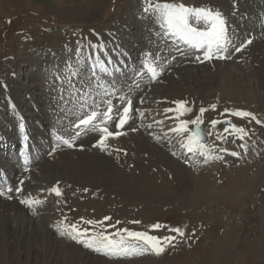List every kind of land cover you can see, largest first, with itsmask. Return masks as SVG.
I'll return each mask as SVG.
<instances>
[{
	"label": "rangeland",
	"instance_id": "374dc122",
	"mask_svg": "<svg viewBox=\"0 0 264 264\" xmlns=\"http://www.w3.org/2000/svg\"><path fill=\"white\" fill-rule=\"evenodd\" d=\"M232 1L233 6L230 0H174L176 3H184L189 7H205L220 11L224 14V18L231 16L234 13L232 10L238 9L234 8L235 6L251 14L252 7H256L259 0ZM152 2H163V0H152ZM146 7L147 0H0V83L9 88L13 87L14 83H23V86L36 85L27 94L21 92L17 96L22 107L19 109L25 114L24 118L28 125L33 126L34 124L31 117L43 112L51 116L52 121H45L49 122L52 128L56 129L58 125H62L66 121L69 126L71 120L68 115L70 113L66 110L67 106L65 115L58 114L54 109L57 107L56 103H59L60 107L65 105L59 99V95L52 93L55 87L59 88L60 82L50 83L46 79L54 78L55 71L59 70L58 67L64 71L66 65L70 64V58H74L73 60L76 61L75 57L83 53L86 46L90 47L91 43L93 47L94 38L102 36L104 32H117L119 35L117 45L122 41L130 44L131 39H136V35H139L140 44L136 45L138 46L136 52H131L132 49L128 45L123 47L131 54L142 52L139 55L135 54L132 59L145 56L143 60L145 61V54L149 51L153 54L160 52L164 56V60H167L166 64L170 61L169 66H165L163 58L156 61L159 65L164 63L165 69L145 94L140 86L144 85L143 81L149 79L146 76L141 78L143 81L139 83V94L142 95L144 105H141L142 99L137 101L136 98V101L133 100V107L136 102L137 109L147 107L145 116L153 115L159 101L165 100L168 96L169 99L181 97L182 94L178 93L180 91L176 92L177 90L198 92L200 87H205L204 90L208 89L209 79H212L210 77L212 75L205 63L209 60L203 62L201 56V60L197 61L195 56L201 55V52L196 53L187 47L182 48L186 54L180 55L177 51L180 46L177 44L178 47H176V42L170 40L171 36L162 34L163 30L159 26V19L151 13H145ZM261 15L262 9L254 12L246 20H251V23L256 25ZM127 18L130 21H135L134 28L129 29L126 24L121 23L123 19ZM248 24L244 23L245 26L243 25L241 29L245 36L248 34ZM126 28L129 33L121 35L120 31L126 30ZM251 30L256 31L255 28ZM247 38L250 37L245 39ZM257 41L260 42V39L250 45L252 49L261 48V46L258 47ZM112 48L117 49L113 45L107 52L112 51L111 53H113ZM259 49L257 54L260 53V50L263 51L262 48ZM64 53L67 54L68 59ZM245 55H242L244 60L241 57L236 59L239 54L231 51L230 56L237 65L238 72L235 67H232L236 74L250 73L251 69L245 65L248 61L247 53ZM57 57L61 60L58 58V61H55ZM169 58L172 60H168ZM135 59H133V65L136 64ZM149 59L151 58L149 57ZM56 62V65L53 64ZM60 62L62 64L58 65ZM77 62L82 66V61ZM140 62H142L141 59H139ZM254 63L259 64L258 60ZM243 66L246 67L245 70ZM52 71L54 72L51 74ZM26 74H29L30 77L25 78ZM127 76L121 75L120 80L126 77L125 80L130 85L132 82L131 79L127 80L129 78ZM10 78L13 79V82L10 81ZM136 79L138 80L140 77H136ZM160 88L163 91L158 93L156 89ZM260 94L264 96V91L262 90ZM30 95L34 97V102L32 103L33 107L28 108L25 105L29 103ZM204 99L197 95L193 96V100L196 102L192 100V105L193 108H195L194 106L196 109L198 107L196 110L198 112L194 114L191 109L192 111L187 113L199 115L203 121L200 128L205 134L206 156L208 155L207 150L209 152L208 159L203 163L198 164L188 156L171 153L173 152L171 149L177 147L174 148L179 151L177 153L190 154L181 153L180 144L172 143L171 146H168L164 142V137L168 135L165 136L163 132L170 128L167 121L155 124L138 123L135 127L145 126V129L137 128L143 133L144 138L141 137V140L132 135L134 127L125 126L124 130L127 134L121 144L124 148L121 147L119 152L113 150L112 147L115 145L112 146L111 141L107 144L106 150L96 149L103 158L111 160L110 163L104 160V163L116 169L115 176L117 178H113L114 183L121 181V183L129 185V189H126L128 192H124L118 188L119 186L112 184L100 185L98 188L95 184L86 186L85 182L80 180L79 175L70 172V181H73L69 182V187L62 196L47 192V200L33 207L39 209V212H32L28 205L21 203V200L24 199L22 194L0 195V264H264V99L237 106L231 101ZM210 104H215L216 108H211ZM1 106L0 109L3 110V113L5 110L8 111L6 103L3 102ZM201 107L206 109L204 113L199 112ZM61 108L64 109V106ZM225 108L229 111L225 112ZM236 110L251 112L256 119L233 115ZM50 111L53 112L54 117ZM133 112L135 113V110ZM26 114L30 115L26 116ZM136 114L138 115L139 112ZM6 115L11 117L8 112ZM212 120L221 123L213 127ZM224 120L226 125L222 126ZM256 120L261 123H256ZM13 125V129L18 130L17 126ZM232 125L245 129L246 134L238 133ZM36 127V132L41 137L44 136L47 142L55 140L52 137L56 130L47 133L45 126L36 125ZM225 128L229 131L225 132ZM13 129V132L7 131V135L11 134L9 137H14ZM210 129L216 130L218 134H214V130L212 132ZM208 132L213 135H207ZM151 133L156 134L151 136ZM241 135H243V139L240 138ZM217 136L221 138L217 139ZM38 139V137L35 138L34 144L40 145L42 153L45 152L44 156L48 158L49 151L57 147L52 145L53 148L49 149L42 142L40 144L41 139ZM128 141L130 142L128 143ZM132 141H136L139 145L135 146ZM91 144L89 146L93 148L94 143ZM141 144L145 145L144 148H141ZM173 144L175 145L172 146ZM241 145H245V147H241ZM4 148L0 151V154L3 153L4 156L1 157V160L6 158ZM79 148L77 147V149ZM144 149L149 152H143ZM16 151L17 149H15ZM232 152H238L240 155L233 156ZM139 153L143 154L139 155ZM190 155L193 157L194 154ZM128 157L130 158L129 162L127 161ZM194 157H196L194 160L200 161L199 158H202V155ZM17 158L11 159L15 161L13 167L10 165L13 169L20 167ZM124 158L125 161L122 160ZM131 159L133 161H130ZM148 161L149 163H147ZM0 165L1 168L8 166L3 161ZM57 166L60 168L61 163H58ZM21 176H24L23 173L14 172L13 184L17 185L18 180L20 182L21 179L27 184V178L24 176L25 180ZM24 184L22 183V185ZM142 184L148 186L149 189L141 192L139 189ZM115 187L119 190L117 191ZM3 208L4 210H2ZM19 209L20 211H18ZM7 210L12 214L14 211L21 214L22 217L17 220H21L24 224H16L17 220H15L12 225L6 217L5 211ZM11 212L10 217L13 218ZM105 216L111 219L104 221ZM51 219L57 223L56 229L49 228L48 226L51 224L48 223L47 230L51 231L37 239L34 235L35 229L47 222L46 220L50 221ZM88 220L103 221V224L88 225L85 223ZM136 220L140 223H132ZM117 221L120 223L117 224ZM34 223L38 226H35ZM5 224L6 227H4ZM70 224H77L81 229L87 227L91 231H105L111 234H114L117 229L128 228L132 231H145L161 239L165 236H176V239L172 245L166 246L161 255H156L153 252L109 255L104 251L98 252L94 248H89L85 243L78 242L69 235H61L65 227ZM155 224H159L160 227L153 228L152 225ZM20 227L21 229H19ZM177 227L184 232L183 237L172 231ZM46 238L50 239L52 248H47L42 244L46 242ZM53 243L55 244L53 245Z\"/></svg>",
	"mask_w": 264,
	"mask_h": 264
},
{
	"label": "bare ground",
	"instance_id": "6f19581e",
	"mask_svg": "<svg viewBox=\"0 0 264 264\" xmlns=\"http://www.w3.org/2000/svg\"><path fill=\"white\" fill-rule=\"evenodd\" d=\"M255 1H257V0H255ZM259 2H260V5H259ZM257 3L258 4L256 5V7L255 6L252 7L253 12L251 14L248 11L243 10L242 8H239V7L235 6L234 8H238V9L232 10V11H234V13L231 16L229 15L230 17L228 16V17L224 18L225 21H226V24H227V35L231 39L232 43L235 46H239V44L244 41L243 40L244 37L245 38L246 37H250L249 39L252 40L251 44H253L255 42V40L260 39V42L257 41L256 43H257L258 47L261 46L263 51L261 52V50H260L261 48L260 49L258 48L260 50V53H258V54H257V50L258 49H256V48L252 49L251 46H250L251 44H249L240 53H235L234 50H233V52L235 54H239V56H237L236 59L239 58V57L242 58V55L246 56L245 53H247L248 61L246 62L247 64H245V65H247L251 69L250 73H242V74L238 73V74H236L234 71L237 70V68H236L237 65L235 64V62H234V60H233V58L231 56L228 59H215V58H213L212 60H209V61H207L205 63V66H207L208 71L210 72V75H212L210 77H212V79H213V80L209 79V88L208 89L204 90L205 87L204 88L200 87L199 88L200 90L198 92H191L189 90H186V91L184 90L185 92H183L181 90H177L176 92L180 91L178 93H181L182 96L178 97V98H171V99H169L168 98L169 96H168L167 97L168 99L167 98L165 100L161 99L162 101H159L160 103H158V107L156 108V110L153 113V115L145 116V114H144L142 116L140 114L137 115L136 113H134L132 111L131 119L133 117H135L134 121L137 122V123H140V124H142V123L143 124H155L156 123L155 121H160V122L167 121L169 123V125H170V128H173L178 123L177 114L175 112H165V109H167V108H175L176 105L174 104V102L177 101V100L183 99V100L187 101L188 103H187L186 106L190 107L194 111V114H196L198 112V111L196 112L198 107L196 109V106H194L195 108H193V105H192L193 96H196V95L198 97H204L205 99L207 98L209 100L213 98L214 101H217V100H221L222 102L231 101L232 104H234L236 106L244 104V103L245 104L246 103H250V102L253 103L254 101H260V100L264 99V96H262L260 94L262 90L264 91V81H262V79L264 78V0H259V1H257ZM261 9H262V15L260 16V19H258V21H259L258 24L255 22L256 25H253L251 23V20H249V19H248L249 21L246 20V18H248L249 16L251 17V15L254 12H256L257 10H261ZM230 11H231V9H230ZM243 11H245V12H243ZM89 13H91V11H89ZM122 21H121V23L126 24L129 27V29L131 27L132 28L135 27L136 23H135L134 20L130 21L127 18V19H123ZM157 23H158V21H157ZM244 23L245 24L249 23L248 24L249 25L248 26L249 29L247 31L248 34H246V36H245V33L241 30L242 26L244 25ZM261 27H263V28H261ZM252 28H255L256 31L251 30ZM120 32H122L121 35H125V34L129 33V30L126 28V30H123V31H120ZM253 35H255V36H253ZM138 36L136 35V37H137L136 39H131L130 44H127V43L122 41L121 42L122 45H121V43L119 45H117L118 44L117 42L119 41V35L117 34V32L116 33L115 32H104L102 36L99 35V36H97L95 38L93 37L94 38V40H93L94 43H93V47L92 48H94V50H96V51L98 50V52L96 53L95 58L98 61L99 66H102L104 64V62L102 61L104 59L103 50L107 52V50L109 51L111 49V47L114 45V47H116L117 49H113L112 48V50L114 52H117L116 54H118V58H117L118 59V62H117L118 64L114 65V63H112L113 61L108 59V61H112L111 63H109V65L111 64L115 69H116V67H119V66L121 68H123V66H124L125 68L126 67L127 68L132 67L133 69H137V66H136V68H134L135 64L133 65V59H135V58L132 59L133 56L135 57L136 53L135 54H131V52H134L136 50V48H137L136 45L140 44V39L138 38ZM172 38L170 40L175 41L176 42V47H178L177 46V44H178L180 46V50L183 51L187 47V46H183L179 42V40L176 39L175 37H172ZM126 45H128L132 49L131 52H127L126 50L123 49V47H125ZM255 46H256V44H255ZM182 48H184V49H182ZM187 48H189V47H187ZM61 51L63 52V49ZM231 51H232V48H230L229 52L231 53ZM174 52H175V50H174ZM140 53H142V52L139 51L138 54H136V55H139ZM64 54H65V56L67 58V54L66 53H64ZM98 55H99V57L102 60L98 59ZM155 55H158L160 58H163V60H164V56L161 55L160 52H157ZM65 56H63V57H65ZM88 57L92 58L93 56L89 55ZM144 57L145 56H143L142 59H144ZM58 58L59 57H57V60H55V61H58ZM79 58L83 59L84 57L83 58L79 57ZM257 60H258L259 64L254 63ZM164 61H166V60H164ZM204 61L205 60H203V62ZM62 62H63V59H62ZM62 62L58 63V65H61ZM69 63L73 65L72 60H70ZM136 63H137V61H136ZM237 63H238V60H237ZM243 63H245V62H243ZM50 64H52V63H50ZM53 64L56 65L57 62L53 63ZM163 64L164 63H162V65ZM157 65L159 66L158 63H157ZM53 67H55V66H53ZM61 67L63 68V66H61ZM232 67H235V70H233ZM243 68L245 70L246 67L243 66ZM58 69L59 70L56 69L57 71H55L56 72L55 76H57V77L60 76L62 73L63 74L67 73L66 70L62 71L60 69V67H58ZM164 69H165V67H164ZM129 70L130 69H128V71H127L128 73H124L122 75H128L127 77H129L131 75L133 77V75L131 74V70L130 71ZM237 72H238V70H237ZM246 72H247V70H246ZM251 72H252V74H251ZM162 74L163 73H161V75ZM103 76H105V75H103ZM120 76L121 75H118V76L114 75L115 80H116V85L115 86H116L117 89H119V91L117 92V95H121V94L128 95V96H130L132 98V101H133V95H135L136 93L140 92L139 87L137 88L135 86V84L130 83L131 80L128 81L130 83V85H128V87H126L125 86V81H126L125 78L126 77L123 78L122 80H120ZM29 77H30L29 74H26L25 78H29ZM260 78H261V80H260ZM105 79H108V77L105 76ZM128 79L129 78H127V80ZM142 79L140 78L137 81L139 83H141V81H143ZM46 80L48 82H50V83L51 82H55L54 78H47ZM149 80H151V79H149ZM10 81L13 82V79L10 78ZM143 83H144V81H143ZM13 85H14L13 87L9 88L7 85H5L3 83H0V107H2L1 105H2L3 102L6 103V105H9L8 106L9 107L8 111L5 110L4 113L2 112L3 110L0 109V143L2 144L0 146V151H2L4 147L7 148V146H9V145H13L14 144L15 147H17V145H19L20 148L17 149V156L19 157L20 160L23 161V163L27 164L26 168L19 167L17 169L16 168L13 169L12 165H11L12 167L6 165L7 168L5 166H4L5 168H1L0 167V178H4L5 177V179H7V180L10 179L11 183H12V178H13V175H11V172H13V171L15 173L21 172V173H23L25 178H27V181H26L27 184L25 182H23V184L25 183L24 185L21 184V181L23 179H21L20 182L18 180L17 185H15V188L13 189L14 191H12L13 193L16 192L15 191L16 188H21V192H16V193L22 194L24 199H26V198H39V199L45 201V200H47L46 195H47V192H49L48 189L52 188L53 186H57L58 185L60 187V189H61L62 194L65 192V190L69 187V184H70L69 182L72 183V181H73V180L70 181V176H71L70 172H74V174L79 175L80 180L82 182H85L86 186L91 185V184L92 185L95 184L96 188H98V186L100 187V185H105L106 186V185H111L112 184V185H117V187L119 186L118 188L121 189L122 191L128 192V190H126V189H129L128 188L129 185L121 183V181L120 182L117 181L116 183H114L113 178L116 177L115 176V174H116L115 170L116 169L115 168L113 169V167H111L109 165H106L104 163V160L106 162H108V163H110L111 160L103 158L100 155V153H98L99 151L96 150L97 148L100 149V147L97 146V141H98V139H99V137L101 135V133L98 130H88V131L81 130V134L75 138V140L73 141V146L71 148L65 147L63 145V143H60L59 141H57L56 137H55L54 141L47 142L45 140L44 136L41 137L40 134L36 132V129H35L36 125L37 126H41V125L45 126L46 130L48 131L47 133L54 132L56 130L54 132L56 134V133H59V130L60 131L62 130L64 133H61V135H63L66 139H69L71 136H75V133H76V129L74 128V123L69 128L66 126V123H64L62 125L61 124L58 125L56 127V129L52 128L50 123L45 121V120H51V118H50L51 116H49L47 113H43V112L39 111L40 113L38 112L39 113L38 115L31 117L34 120L33 126H30V124L28 125V123L25 121V118H24L25 114L23 112H21V110L19 109V108H22V107H21V102L19 103L17 96L21 92H24L25 94H27L28 92H30V90L32 88H35L36 85L35 84H31L30 86H26V85L23 86V83L22 84L14 83ZM173 85H174V82H173ZM129 86L131 87L132 91H129ZM174 86L176 88V85H174ZM156 90L158 91V93L163 91V89H161V88L160 89H156ZM53 92H57V94H59V90H57V89H53L52 93ZM92 95H95V93L93 92ZM30 96L31 97L28 98L29 103L25 105L28 108L33 107L32 103L34 102V99H33L34 97H32V95H30ZM213 99H212V101H213ZM195 100H193V101H195ZM113 101H114V104L118 103L116 101L115 97H113ZM142 101H143V99H142ZM136 104H137V102H136ZM135 105H134V107H135ZM62 106H64V109L61 108ZM66 106H67V108L70 107V105H66V104L65 105H61V107H60V105L57 104V107L54 108L55 112H57L58 114L59 113H63L64 114ZM134 107H133V110H134ZM146 108H139V110H140V112L145 113V112H147ZM6 109H7V107H6ZM7 112L9 113V115H11V117H8L7 116L8 114L6 115ZM187 113L188 112L184 113L182 116L179 117V119H184V120L195 119L196 115H194V114L189 115ZM29 115L30 114H26V116H29ZM68 115H69V119L71 120V122H75V118L71 114H68ZM14 117H15V119H12ZM31 118H30V120H31ZM69 119H67V120H69ZM13 124H15V126H17V128H18L17 131L13 129V126H14ZM21 125H23V127H21ZM107 126L109 127L110 131H113V132L120 131L122 133L120 136L109 137L106 140V144H108L111 141V143H113L112 146L115 145L114 147H112L113 150H116L117 152H119V149H121V147H122L121 144H122L123 139H124L125 135L127 134V132H125L124 128L116 129L115 128V121L110 122ZM127 126H131L130 122H128ZM191 126H192L191 124L188 125L189 128H191ZM38 128H40V127H38ZM12 129L15 132V133H13L14 137H9V135L11 136V134L7 135V131L8 130L12 131ZM210 130L213 132L214 129L213 130L210 129ZM88 132L99 133V137L97 139L96 138H92V136L87 135ZM162 132H163V130H162ZM155 134L156 133H153V134L151 133V136L155 135ZM163 134L165 136L168 135L167 137L163 136L164 139L162 138L164 140V142L167 143L168 146H171L172 143H177L178 145L180 144V147H181V139L182 138L180 136H178V135H176V134H174L172 132H169V130H167L166 132H163ZM214 134L217 135L218 132H216V130H214ZM25 135H27V137H28L27 140H25V138H24ZM132 135L135 136V137H138L139 140H141V137H143V133L141 131H139L137 128H136V131H132ZM37 137L39 139H41L40 144L42 142V144L44 146L48 147L49 149H50V147L52 145H55L53 147H57L58 143H59V147H57L54 151L53 150L49 151L51 154L47 151L50 154V155L48 154L49 157L47 158V157L44 156L45 152L42 153V149H41L40 145L34 144V140ZM157 137H159V136L157 135ZM129 142L130 141H128V143ZM132 142L135 143L134 144L135 146H137L136 144L139 145V143H137L136 141H132ZM91 143H94L93 145L95 147L93 146V148H91L92 146H89ZM125 143H127V141ZM24 145H26L25 149H23ZM144 146L145 145H142L141 148H144ZM146 146H147V144H146ZM53 147H51V148H53ZM77 147H80V148L77 149ZM48 148H47V150H48ZM122 148H124V147H122ZM129 149H130V146H129ZM179 149L181 150L180 151L181 153L185 152V153L194 154L193 157L196 154H198L199 156L202 155V157L206 156V153L202 154L199 151L189 152L184 147H181ZM132 150L134 151L133 148H132ZM171 150L175 151L176 149L172 148ZM144 151L145 152H149V150L146 151L145 149L143 150V152ZM167 151H168V149H167ZM117 152H115V153H117ZM125 153H126V151H125ZM152 153H153V151H152ZM140 154H143V153H139V155ZM122 155L124 156V154H122ZM198 155H196V156H198ZM2 156H3V153L0 154V164L3 161V158L1 160ZM17 156H15V158ZM134 156H137V155H134ZM139 157H136V158L139 159ZM120 158H122V157H120ZM136 158H135V160H136ZM129 159L130 158L128 157L127 161ZM132 159L130 161L134 160V159L133 160ZM122 160L125 161V158L122 159ZM139 161L140 160H138V162ZM144 161H143V163H145ZM149 161L147 163H149ZM128 162H127V164H129ZM136 162H137V160H136ZM58 163H61V167L60 168L57 166ZM144 167H146V166H144ZM140 169H141V167H140ZM147 171H148V169H147ZM24 176H21V177L24 178ZM76 182H77V180H76ZM73 186H75V185H73ZM118 188L115 187V189L117 191L119 190ZM146 189L148 190L149 187L148 186H144V184H142V187H140L139 190L141 192H145ZM49 193L51 194V192H49ZM101 193H103V192H101ZM99 196H100V194H99ZM63 209H64V207H63ZM2 210H4V208ZM29 210L32 211V212H36V211L39 212V209H35L33 207H30ZM18 211H20V209ZM40 211H42V210H40ZM10 212L11 211L7 210V211H5V214H6L7 219L10 220L12 225H13V222L15 220H17L19 217H22V215L18 214L17 211H14V214H12V212H11V215L13 217V218H11L10 217ZM14 217H16V218H14ZM46 221H47V222H45L46 224L44 223V224L39 225V226L34 223L35 226H38L35 229V232H34V235L37 237V239L40 236L47 235V233H49V231H51L50 229H49V231L47 230L48 227L49 228L52 227L51 229H53V228L56 229V226H58L57 223L53 221V219H51L50 221L49 220H46ZM48 223H50L51 225L47 227ZM16 224H24V222H21V220H17ZM4 227H6V224L4 225ZM19 229H21V227ZM42 244H44L47 248H52L53 247L50 239L49 240L47 239L46 242L42 243ZM54 244L55 243H53V245ZM72 246H74V245H72Z\"/></svg>",
	"mask_w": 264,
	"mask_h": 264
},
{
	"label": "snow or ice",
	"instance_id": "6c2138e0",
	"mask_svg": "<svg viewBox=\"0 0 264 264\" xmlns=\"http://www.w3.org/2000/svg\"><path fill=\"white\" fill-rule=\"evenodd\" d=\"M145 13H151L159 19V26L163 30L165 36H172L188 45L190 49L201 52V55H196L197 61L215 59H228L231 53L229 48H233L235 53L242 52L247 45L252 43L251 39H247L235 46L227 35V24L220 11L213 10L205 7H189L184 3H176L174 0H163V2L153 3L152 0H147V7L144 9ZM180 55H185L184 51L177 49ZM151 57V59H149ZM161 58L153 53H146V59L139 71H136L131 77L132 84L139 87V82L136 77L143 78L145 74L151 80H156L164 70L163 65H157L156 61ZM175 59V57H173ZM107 63H111L108 61ZM67 74H61L56 77L60 80L59 85V99L66 105H70L66 110L75 118L74 128L76 129L75 136L65 139L63 135H57L56 139L60 143L66 144L68 147L73 146V141L81 134V130H98L101 135L97 141V146L102 150H106L108 145L106 140L109 137L120 136V131H110L107 126L110 122L115 121V128L121 129L128 123L133 111V101L128 95H117L119 89L116 88V80L114 75L110 72L106 64H104L99 71L104 73L105 76L98 75L97 67L95 64L82 67L79 62L75 65L68 64ZM125 86H128L125 81ZM129 91H132L129 86ZM67 92V97H65ZM95 95H92V93ZM113 97L116 98L118 103L114 104ZM141 103L143 101L141 100ZM187 101L181 99L174 102L175 108H167L165 112H175L177 114L178 123L175 127L170 128L172 132L181 139V147H184L189 152L199 151L202 154L206 153V145L203 143L204 133L200 125L203 123L201 116L197 115L195 119H179L186 112H190L191 108L187 107ZM211 108L215 109L216 105L212 104ZM140 115H144L139 109H136ZM205 108L199 109L200 113H204ZM225 112L229 109L225 108ZM236 116H245L256 119L253 113L236 110L233 112ZM160 123V121H155ZM218 123L217 120H212L211 125L215 127ZM256 123L261 121L256 120ZM194 125V128H189L188 125ZM23 127V125H21ZM151 127V125H149ZM233 129L238 133L246 134L245 129L236 125H232ZM132 131H136L135 128ZM225 132L229 129L225 128ZM207 135H212L208 132ZM25 140L28 139L25 135ZM217 136V139H220ZM243 139V135L240 137ZM59 147V143L57 144ZM245 147V145H241ZM55 149H53L54 151ZM225 151V149H222ZM51 154V153H50ZM231 155L239 156L240 153L232 152ZM221 158V157H217ZM23 181H21V184ZM9 192L13 191L11 188ZM16 192H21V188H16ZM49 192L54 193L56 196H61L62 192L60 187L53 186L48 189ZM2 194V193H0ZM44 201L39 198H26L21 200V203L29 207H35L42 204ZM110 217L105 216L104 221L110 220ZM88 225H101L103 221L88 220L85 222ZM117 224L120 221L116 222ZM134 224H139L140 221H132ZM111 227H114L110 225ZM153 228H159V224L152 225ZM173 232L184 236L181 228L177 227L172 229ZM91 232V234H89ZM61 235H69L72 239L78 242H83L89 248H94L96 251H104L109 255H128L136 252H153L156 255L164 253L166 246L172 245L176 236L160 237L150 235L145 231H132L128 228L117 229L114 234L106 233L105 231H91L85 227L79 228L77 224L67 225Z\"/></svg>",
	"mask_w": 264,
	"mask_h": 264
}]
</instances>
